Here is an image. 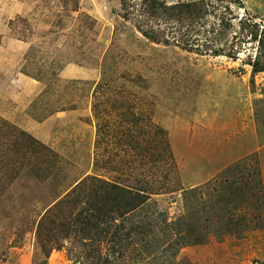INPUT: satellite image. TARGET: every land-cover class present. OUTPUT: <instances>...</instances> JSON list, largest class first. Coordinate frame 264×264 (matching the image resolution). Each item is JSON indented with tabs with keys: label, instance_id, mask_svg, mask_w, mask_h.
I'll use <instances>...</instances> for the list:
<instances>
[{
	"label": "rangeland",
	"instance_id": "1",
	"mask_svg": "<svg viewBox=\"0 0 264 264\" xmlns=\"http://www.w3.org/2000/svg\"><path fill=\"white\" fill-rule=\"evenodd\" d=\"M139 1L0 0V119L51 151L26 153L0 182V264H87L69 225L111 183L148 197L128 219L123 264H264V72L246 56L256 44L190 52L157 18L137 20ZM214 2L226 38L241 17L264 25V0ZM146 23L169 40L143 37Z\"/></svg>",
	"mask_w": 264,
	"mask_h": 264
},
{
	"label": "trees",
	"instance_id": "2",
	"mask_svg": "<svg viewBox=\"0 0 264 264\" xmlns=\"http://www.w3.org/2000/svg\"><path fill=\"white\" fill-rule=\"evenodd\" d=\"M139 2L140 13L136 17L137 20L143 22L140 18L143 19L145 15L157 18V23L159 22V24H156L157 26L163 23V26L167 27L166 30L170 27V33H173V31L179 32L182 43H185L182 47L190 52H209L212 56H219L222 55L225 46H233L232 43L228 45L226 40L230 39V42L245 46L246 43L242 39L246 36V39L248 38L252 44H256L253 47L254 49L252 48V53L246 55L252 74L264 72V25L258 27L256 23L248 19L242 20L241 17L238 20L240 31H233L230 37L226 38L224 35L225 31H228L229 22H226L225 13H221L214 0L176 2L170 5L158 0H140ZM224 9L226 10V7ZM218 10L220 14L217 13ZM212 20L214 21L212 22ZM143 24L138 27V30L146 39L157 42L160 36H164L161 35L164 33L163 30H155L149 23H146L145 27H147L144 28ZM238 34L242 35L241 39L236 37ZM219 38L224 39V46L220 44ZM167 40L169 39L166 36L162 37V41L167 42ZM238 49L247 50L245 47L241 48V46ZM5 127L10 129L12 134L0 133V182L7 179L10 182L15 178L16 169L25 165L24 161H20V159H23L26 153L35 152L40 155L51 153L50 149L39 140L24 131H17V129L7 125L5 121L0 119V129H5ZM15 135L21 138L22 141H19ZM30 160V163H32L31 157ZM31 168L38 169V164L31 166ZM7 170L8 172H5ZM108 186L109 191L104 190L105 192L101 194L99 200L88 201V197L83 198L81 201L83 205L73 215L70 222L71 226L69 225V228L75 227L78 232L81 241L80 246L85 249L83 257L87 264H123L126 259V251L129 248L127 243L131 241L127 239L126 235L130 236L135 232L132 227L133 224L128 219L135 210L146 205L148 201L147 195L142 190H131L114 183ZM61 200L62 198L55 202L53 206ZM58 206L60 207V205ZM114 213L116 217L113 216ZM154 217L159 218L157 215ZM164 221L165 218L162 222ZM127 223L128 226H126ZM44 224L42 217L37 229V237L39 238L42 233L41 229H44ZM76 225H78V228ZM172 225L168 223L165 226L172 228ZM145 229L146 225H144L142 231ZM177 230V228H173L174 233H177ZM120 231L122 233L119 235ZM63 236H66L65 233ZM47 242L51 241L48 240ZM172 242V244L177 243L179 239H173ZM179 245H181L180 242ZM143 255L149 256L144 247L139 249L137 253L138 257Z\"/></svg>",
	"mask_w": 264,
	"mask_h": 264
}]
</instances>
